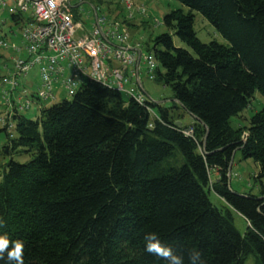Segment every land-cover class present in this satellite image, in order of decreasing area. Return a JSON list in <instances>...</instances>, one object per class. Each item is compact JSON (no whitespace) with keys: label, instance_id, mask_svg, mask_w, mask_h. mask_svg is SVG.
I'll return each instance as SVG.
<instances>
[{"label":"trees","instance_id":"16d2710c","mask_svg":"<svg viewBox=\"0 0 264 264\" xmlns=\"http://www.w3.org/2000/svg\"><path fill=\"white\" fill-rule=\"evenodd\" d=\"M175 1L187 12H168L150 49L152 81L170 88V107L86 81L35 121L17 116L13 138L0 128V233L24 242V264H166L144 250L150 232L185 257L200 251L204 264H264V108L231 126L255 92L264 98V0ZM194 12L227 45L200 42ZM107 15L128 32L137 26L116 0ZM237 152L259 168L258 196L229 186ZM232 212L248 224L243 235Z\"/></svg>","mask_w":264,"mask_h":264},{"label":"built area","instance_id":"2783aa9c","mask_svg":"<svg viewBox=\"0 0 264 264\" xmlns=\"http://www.w3.org/2000/svg\"><path fill=\"white\" fill-rule=\"evenodd\" d=\"M116 1L122 4L128 19L147 13L143 5ZM83 3L0 0V23L4 24L1 17L8 15L20 27L21 40L17 45L0 37V48L11 52V67L4 65L5 73L0 75V128L9 138L14 137L15 118L29 111L32 104L39 111L47 102H55L59 90L71 98L86 81L112 88L139 104L148 101L140 91V73L143 70L149 81L154 80L157 64L153 55L144 54L141 43L131 44L126 26L108 20L94 5L87 12V17L93 14L94 22L85 34L83 23L75 19L83 11ZM33 70L39 82L32 91L26 77Z\"/></svg>","mask_w":264,"mask_h":264},{"label":"rangeland","instance_id":"374dc122","mask_svg":"<svg viewBox=\"0 0 264 264\" xmlns=\"http://www.w3.org/2000/svg\"><path fill=\"white\" fill-rule=\"evenodd\" d=\"M115 0H84V3L81 5V12L80 16H78V20L83 23L85 34H88L91 25L94 22L93 14L91 13L87 17V12L90 10V5H96L107 15L109 10L114 7ZM137 5H143L146 10V16H142V18L136 17L134 21L136 22L137 26L133 29L135 31H130L129 36L130 40L133 35V42H139L142 46V51L144 54H151L150 51L152 47V40L155 36L167 32L166 28L162 23L163 17L172 10L181 9L184 12H187V9L183 7L180 3L175 0H130ZM111 3V4H110ZM110 4V7L107 5ZM107 9V10H106ZM108 16V15H107ZM194 31L196 33L197 38L202 43H209L211 41H215L222 45H227V42L214 30V28L198 13L194 12ZM2 20H5L4 24L0 23V37L6 38L9 43H15L17 45L20 44V27L15 26L10 19H8V15L4 14ZM113 18V16H111ZM114 20V19H113ZM144 20V21H143ZM141 21L145 22L143 24ZM158 22L159 24H156ZM129 31V30H128ZM11 33L15 34L16 37H11ZM173 43L176 47L183 48L187 51H190L184 44L180 43V41L176 37H172ZM11 52L9 50H4L0 48V75L4 74L5 71L3 70L4 65L11 67L10 61ZM143 67V66H142ZM140 80L143 84V89L147 92V95L143 94L144 97L149 101L159 103L161 106L170 107L171 106V90L170 88L163 87L160 83L149 81L147 80L144 71L142 70L140 73ZM26 80L32 85L30 90H34L36 86H38V74L36 70H33L29 73L26 77ZM23 83V82H22ZM141 85V84H140ZM143 91V92H144ZM57 98L55 102H47L45 104L46 107H49L53 104L59 103L62 100H70V97L66 95L65 91L59 90L56 94ZM123 99L126 98L123 96ZM1 103V99H0ZM264 108V98L260 96L258 92H255L253 98L250 101L249 106L246 110H244L239 117H234L231 119V126L233 128L247 126L249 118L259 110ZM156 111V110H155ZM182 114V123L189 125L192 123V119L189 115L183 113ZM27 119L35 121L38 117V110L36 109V105L32 104L29 111L23 113ZM246 136L245 133L242 134V138L244 139ZM5 142V135L0 133V150L2 145ZM14 160L19 163H26L29 158L27 157H20V156H13ZM8 162V158L4 157L0 154V181L2 179L5 164ZM259 171L258 166L253 163L251 160H242L241 155L237 152L233 158V164L230 170V180L229 186L233 191L238 194H252L254 196H258L260 193V183L255 181V176ZM213 180V176L211 175V181ZM262 186L264 187V179L262 180ZM210 201L216 207H222L223 202L219 199L214 193L209 195ZM233 224L237 231L243 235L245 230L248 226L247 222L237 213L232 212ZM253 261L251 258H248L244 264H252Z\"/></svg>","mask_w":264,"mask_h":264},{"label":"clouds","instance_id":"9594fccd","mask_svg":"<svg viewBox=\"0 0 264 264\" xmlns=\"http://www.w3.org/2000/svg\"><path fill=\"white\" fill-rule=\"evenodd\" d=\"M5 221L0 217V227ZM144 250L154 256L162 258L166 264H204L200 251H189L187 257L178 254L171 246L163 244L159 235L150 232L144 237ZM24 242L12 240L6 233H0V264H24Z\"/></svg>","mask_w":264,"mask_h":264},{"label":"crops","instance_id":"0c3cea01","mask_svg":"<svg viewBox=\"0 0 264 264\" xmlns=\"http://www.w3.org/2000/svg\"><path fill=\"white\" fill-rule=\"evenodd\" d=\"M136 23V22H135ZM134 26V25H133ZM134 27H132V29H131V31L133 32V31H135V29H133ZM133 35H132V37H131V44L133 43ZM140 84H141V89H143V84H142V82H141V80H140ZM32 86V85H31ZM144 90H142V92H143ZM143 94H145V95H147V92H143ZM170 102H171V100H170ZM159 104V103H158ZM2 105H1V103H0V113L2 112ZM23 116V115H22ZM211 175L213 176V180H216L217 179V177H218V173H217V171L216 170H211Z\"/></svg>","mask_w":264,"mask_h":264},{"label":"water","instance_id":"95a60500","mask_svg":"<svg viewBox=\"0 0 264 264\" xmlns=\"http://www.w3.org/2000/svg\"><path fill=\"white\" fill-rule=\"evenodd\" d=\"M176 125L180 126L181 123L180 122H177ZM232 162H233V157L231 158V162H230L229 169H228V175H227V177H228V183H229V180H230V170H231V164H232Z\"/></svg>","mask_w":264,"mask_h":264}]
</instances>
